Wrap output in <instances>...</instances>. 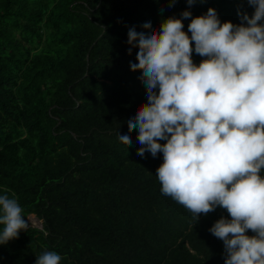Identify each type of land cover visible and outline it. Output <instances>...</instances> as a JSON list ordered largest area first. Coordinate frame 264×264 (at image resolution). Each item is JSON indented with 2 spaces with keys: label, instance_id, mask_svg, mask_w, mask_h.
<instances>
[{
  "label": "trees",
  "instance_id": "trees-1",
  "mask_svg": "<svg viewBox=\"0 0 264 264\" xmlns=\"http://www.w3.org/2000/svg\"><path fill=\"white\" fill-rule=\"evenodd\" d=\"M209 8L234 24L255 11L247 0H0V195L43 222L0 245V264L44 251L61 264H225L209 229L226 210L197 222L161 193L163 153L137 155L138 130L130 146L118 138L147 102L129 29Z\"/></svg>",
  "mask_w": 264,
  "mask_h": 264
},
{
  "label": "clouds",
  "instance_id": "clouds-1",
  "mask_svg": "<svg viewBox=\"0 0 264 264\" xmlns=\"http://www.w3.org/2000/svg\"><path fill=\"white\" fill-rule=\"evenodd\" d=\"M247 3L255 11L238 13L239 24L222 23L209 8L194 18L187 10L168 17L158 29L150 22L142 25L146 31L129 29L128 54L138 48L130 68L141 73L147 102L128 120L127 134L118 135L130 146L138 130L137 155L163 153L155 174L161 193L197 222L226 210L209 229L224 243L225 264H264V0ZM193 53L203 57L198 65ZM0 224V245L30 227L7 194L0 195ZM61 260L44 251L35 264Z\"/></svg>",
  "mask_w": 264,
  "mask_h": 264
},
{
  "label": "rangeland",
  "instance_id": "rangeland-1",
  "mask_svg": "<svg viewBox=\"0 0 264 264\" xmlns=\"http://www.w3.org/2000/svg\"><path fill=\"white\" fill-rule=\"evenodd\" d=\"M28 223L30 227L38 228L40 230L43 229V222L39 220L35 215H30L27 217Z\"/></svg>",
  "mask_w": 264,
  "mask_h": 264
}]
</instances>
